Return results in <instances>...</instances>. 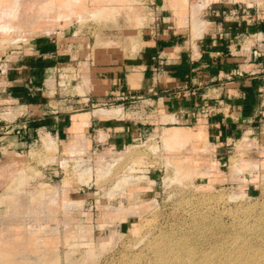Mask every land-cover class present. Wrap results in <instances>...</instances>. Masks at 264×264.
<instances>
[{
	"label": "rangeland",
	"instance_id": "374dc122",
	"mask_svg": "<svg viewBox=\"0 0 264 264\" xmlns=\"http://www.w3.org/2000/svg\"><path fill=\"white\" fill-rule=\"evenodd\" d=\"M45 1L16 0V28L0 23V264H264L263 92L257 123L228 135L208 130L217 106L190 125L151 113L169 86L153 52L193 45L218 0ZM143 80L146 116L119 100L91 108V127L70 113L51 129L49 110ZM127 113L123 142L105 121Z\"/></svg>",
	"mask_w": 264,
	"mask_h": 264
},
{
	"label": "crops",
	"instance_id": "0c3cea01",
	"mask_svg": "<svg viewBox=\"0 0 264 264\" xmlns=\"http://www.w3.org/2000/svg\"><path fill=\"white\" fill-rule=\"evenodd\" d=\"M204 11L209 27L193 45L187 44L183 48L173 46L153 52L161 65L159 77L169 86L162 88L161 83L156 85L160 93L153 98L154 110L151 113L157 119L155 123L159 128L177 122L190 125L198 116V110H213L217 106L218 123L208 130L216 126L221 135H228L234 129L253 127L263 113L260 93L264 94V0H218ZM129 85L123 93L114 94L109 90L104 96L89 94L78 100L71 99L75 104L71 112L49 110L53 114L49 119L58 121V127L51 129L63 131L59 129L60 124L71 118L70 113L78 117L89 115L91 127L94 119L91 108L113 106L114 101L119 100L122 101V111L126 105L137 106L140 107L137 114L146 116V106L152 102L145 98L149 81L132 83V88ZM188 87L194 88L191 89L192 98L177 101L170 94H163ZM51 103L53 101L47 100L50 108ZM124 116L119 122H113L112 118L105 121L110 125L109 131L113 129L115 135L119 133L123 136V142L128 141L130 136L127 129L129 123H126L129 113ZM75 124L80 125L78 122ZM93 125L101 127V124ZM117 125L120 128L114 127Z\"/></svg>",
	"mask_w": 264,
	"mask_h": 264
},
{
	"label": "bare ground",
	"instance_id": "6f19581e",
	"mask_svg": "<svg viewBox=\"0 0 264 264\" xmlns=\"http://www.w3.org/2000/svg\"><path fill=\"white\" fill-rule=\"evenodd\" d=\"M14 1H16V0H0V5H2L4 8H0V23L1 22H3L4 24H3V27H5L4 29H6V31H3V32H7L9 29H11L12 27H15V26H13V24H15V22L17 21V19L19 18V16H20V13H21V11L19 10V8H12V5H13V2ZM37 1V0H36ZM44 1V0H43ZM47 1V0H46ZM45 1V2H46ZM51 1V0H50ZM58 1V0H57ZM56 1V2H57ZM60 1V0H59ZM63 1V0H62ZM69 1H72V0H67V2H69ZM80 1H82V0H80ZM79 1V2H80ZM21 2V1H20ZM49 2V1H48ZM48 2H47V4H48ZM54 2V1H53ZM179 2H181V3H184L185 2V0H180ZM37 3V2H36ZM36 3H34V4H36ZM40 2H38V4H39ZM65 3V2H64ZM80 3H82V2H80ZM177 3H178V0H177ZM181 3H179V4H181ZM16 4H18V3H16ZM22 4V3H21ZM25 4H26V2H25ZM28 4V3H27ZM38 4H36V5H38ZM41 4H43V2H42V0H41ZM54 4V3H53ZM60 4V3H59ZM62 4V3H61ZM73 4V3H72ZM75 4H77L76 3V1H75ZM172 4L173 5H175L176 4V2L174 3V1L172 2ZM20 5V4H19ZM33 5V4H32ZM35 5V6H36ZM43 5H45V3L43 4ZM55 5V4H54ZM57 5V4H56ZM64 5V4H63ZM23 6V5H22ZM30 6V5H29ZM35 6H33V7H35ZM40 6V5H39ZM39 6H37V7H39ZM183 6V5H182ZM42 7V6H41ZM41 7H40V9H41ZM57 7V6H56ZM66 7V6H65ZM67 7H68V5H67ZM198 7V6H197ZM196 7V8H197ZM60 8H61V6H60ZM69 8V7H68ZM54 9V8H53ZM58 9H59V7H58ZM71 9H72V7H71ZM52 11V10H51ZM195 11V10H194ZM69 12V11H68ZM70 12H71V10H70ZM26 13V12H25ZM52 13V12H51ZM56 13V12H55ZM61 13V12H60ZM59 13V14H60ZM72 13V12H71ZM22 15H24V14H22L21 13V16ZM58 15V14H57ZM68 15V14H67ZM194 15V14H193ZM65 16V15H64ZM90 16V15H89ZM92 16V15H91ZM90 16V17H91ZM47 17V16H46ZM22 18V17H21ZM48 18V17H47ZM51 18V17H50ZM69 18V17H68ZM53 19V18H52ZM21 21V20H20ZM43 21V20H42ZM54 21V20H53ZM26 22V21H25ZM24 22V23H25ZM18 24H21V23H18ZM201 24V23H200ZM2 25V24H1ZM52 25V24H51ZM194 25H196V22H195V24ZM198 25H199V23L196 25V27H198ZM202 25V24H201ZM49 26V25H48ZM194 27V26H193ZM16 28V27H15ZM19 28V27H18ZM17 28V29H18ZM45 28V27H44ZM195 28V27H194ZM203 28V27H202ZM201 28V29H202ZM8 29V30H7ZM13 29V28H12ZM196 30L198 29V28H195ZM195 29H192V31L193 30H195ZM200 29V30H201ZM199 30V29H198ZM0 31H2V29L0 28ZM22 31V30H21ZM194 32V31H193ZM201 32V31H200ZM8 34H9V32H8ZM11 34V33H10ZM199 34V33H198ZM4 35V34H3ZM5 35H6V33H5ZM192 35H194V34H192ZM198 35H196V37H197ZM110 113H111V111H109ZM97 113H102V114H110V113H108L107 111H105V110H100V111H98ZM113 113V115H114V112H112ZM117 113V112H116ZM101 114V115H102ZM106 115H104V116H106ZM85 123H82V124H80V125H76L75 124V128H80V126H85L84 125ZM78 128V129H79ZM83 128V127H82ZM76 130V129H75ZM74 130V131H75ZM78 130H76V132H77ZM78 133V132H77ZM79 134V133H78ZM176 136V135H175ZM47 140H48V138H47ZM176 141V140H175ZM49 142V141H48ZM75 142V141H74ZM43 144H45V143H43ZM48 144V143H47ZM50 144V143H49ZM48 144V145H49ZM52 144V143H51ZM77 144V143H76ZM75 144V145H76ZM48 147V146H47ZM78 147V146H77ZM74 148H75V146H74ZM47 149V148H46ZM70 149V148H69ZM74 150H76V149H74ZM77 151V150H76ZM75 151V152H76ZM71 152H73V151H71ZM79 152V151H78ZM69 153V152H68ZM74 153V152H73ZM72 154V153H71ZM79 155H80V153H79ZM73 156V155H72ZM79 167V166H78ZM126 179H128V178H126ZM130 179V178H129ZM131 180H133V179H131ZM135 180V179H134ZM133 180V181H134ZM121 181V180H120ZM125 182V181H124ZM129 182V181H128ZM117 186H116V190H117ZM115 190V191H116ZM52 195V194H51ZM54 197V196H53Z\"/></svg>",
	"mask_w": 264,
	"mask_h": 264
}]
</instances>
